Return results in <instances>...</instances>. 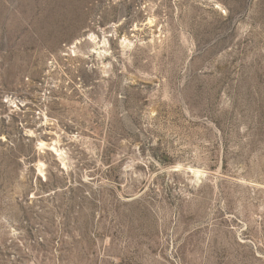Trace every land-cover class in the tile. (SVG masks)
<instances>
[{
    "label": "rangeland",
    "instance_id": "obj_1",
    "mask_svg": "<svg viewBox=\"0 0 264 264\" xmlns=\"http://www.w3.org/2000/svg\"><path fill=\"white\" fill-rule=\"evenodd\" d=\"M0 264H264V0H0Z\"/></svg>",
    "mask_w": 264,
    "mask_h": 264
}]
</instances>
